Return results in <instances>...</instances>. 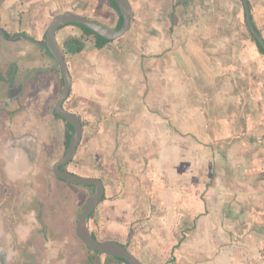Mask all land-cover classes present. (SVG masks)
Here are the masks:
<instances>
[{
	"label": "crops",
	"instance_id": "1",
	"mask_svg": "<svg viewBox=\"0 0 264 264\" xmlns=\"http://www.w3.org/2000/svg\"><path fill=\"white\" fill-rule=\"evenodd\" d=\"M74 1L0 0V26L41 39ZM249 1L264 37V0ZM185 3L132 1L127 34L74 55L81 94L99 108L87 118L123 166L105 213L136 222L146 264H264V55L237 33L235 0H204L193 17Z\"/></svg>",
	"mask_w": 264,
	"mask_h": 264
},
{
	"label": "flooded vegetation",
	"instance_id": "2",
	"mask_svg": "<svg viewBox=\"0 0 264 264\" xmlns=\"http://www.w3.org/2000/svg\"><path fill=\"white\" fill-rule=\"evenodd\" d=\"M88 8H92L94 10L92 12H97L94 7L88 6ZM106 9L108 11L115 10L110 13L114 17L112 21L117 19V22H110V25L117 28L121 13L112 6L110 0ZM83 14L90 17L85 11ZM90 18L107 25L109 22L96 14ZM170 18L167 20L169 22L167 30L173 32L177 26V19L173 15ZM133 22H137V19L132 11V24ZM67 26L70 25L58 28L57 37L71 71L68 56L70 54L78 55L83 49L76 53L66 51L64 41L67 36H81V32L80 34L71 32L60 38V32ZM47 28L42 38L38 39L25 30L9 31L0 26V264H129L119 256L93 250L85 243L89 248L86 251H83V247L78 248L74 244L77 239L83 243L76 234V224L85 203L94 191V185H81L62 179L56 176L53 170L55 162L67 150L74 127L72 129L69 125L71 123L55 110L56 103L64 89V78L61 67L55 66V58L51 52V55L49 54V48L40 43L45 39ZM15 38H20L17 45L13 44ZM88 40L85 41L86 46ZM91 41L95 46L94 40ZM21 42L22 44H20ZM26 42L33 46L29 47ZM8 50L21 51L20 56H13L7 53ZM2 52H5L3 56ZM25 56L29 58L26 63L22 61ZM34 58L35 60H32ZM45 61L46 63L43 64ZM28 62L30 65L24 67ZM71 74V91L64 99L63 107L79 116L83 132L74 157L60 167L81 174L70 168L86 132V122L83 117L67 106V101L73 92L72 71ZM45 77L48 79L46 80ZM51 117L59 118L65 125L64 150L59 158L54 159L52 158L56 136L51 133L52 126L48 124ZM99 165L97 167L101 169ZM104 186L105 194L87 221L92 234L100 240H105L106 237L99 238L97 232L89 226V222L96 223L97 221L95 211L107 196V185L104 183ZM83 187L89 188V193L83 194L81 191ZM24 194H27L28 200L24 202L23 206L22 196ZM30 197H32L33 204L28 206ZM75 202L80 204L72 231L70 216L67 217V214H71ZM51 221L54 223V228L56 226L58 230L53 229ZM110 237L109 239L124 244L137 256L139 254L132 244L135 242L136 247L139 248L140 244L144 242L142 235L141 240L135 239V229L130 226L125 234V240L117 236Z\"/></svg>",
	"mask_w": 264,
	"mask_h": 264
},
{
	"label": "rangeland",
	"instance_id": "3",
	"mask_svg": "<svg viewBox=\"0 0 264 264\" xmlns=\"http://www.w3.org/2000/svg\"><path fill=\"white\" fill-rule=\"evenodd\" d=\"M133 1H135V0H133ZM203 1L204 0H186V3L181 7V8H183L182 16H184L183 12H184V14H185V12L188 13L189 16H191V17L195 16V9H193V7L196 8L195 4L203 3ZM235 4H236V6H235L236 10H240L241 16L239 18L236 17L238 12L235 11L234 8L232 10H229L228 15L230 16L232 22H237V20L242 19L243 25H242V28L240 31L241 33L238 31H237V33L239 35L240 34L242 35L244 33L248 35V30H247L246 25H245V17H244L245 14H244L243 2L241 0H235ZM71 5H74L75 6L74 9L76 10V12H79L81 14H83V11H85L88 8V6L94 7L95 9H97V12H92V11L88 12L87 14L90 15V17H94L95 14H96V16H101L102 18L109 21V22H107L108 25H110V22L111 23L115 22L114 20L112 21V19L114 17L110 13L113 9L110 11H108V9H106L109 6V0H75L74 2L71 3ZM113 11L115 12V10H113ZM71 32L80 34L81 31L77 27L70 25V26L65 27L63 29V31L60 32L59 36L61 38V37H63V35H65L67 33H71ZM91 40H93V39H91ZM91 40H88L87 44H89V43L93 44V42ZM20 52L21 51L15 50L13 52L9 51L7 53H9L15 57H18V56H20ZM4 54H5V52H2V56ZM28 56H29V54H28ZM8 58H10V57H8ZM74 58H76V57H74V55L70 54L68 56L71 71H73V73H75V79L73 80L74 81L73 92L71 93V96H70L69 100L67 101V106L70 107L71 109L77 111L83 117V120L86 122V127H85L86 132H85V136L83 138V142L80 145L78 152H77L73 162L70 165V168L72 170H75V171L83 174V175L100 176L104 180V183L108 186L106 199L102 201V203L99 205V207L95 211L96 212V219H97L96 223L89 222V226L91 227V229L95 230L97 232L99 238H101V239L105 238V237H106V239H109V238H111L110 236H117L118 238L125 240V234L129 228V226H130V228H133L134 224L136 222L123 219L120 223L118 222V224L117 223L115 224L113 221L114 216L108 215L105 213V208L111 206V202H109V201L114 200L119 195V193H117L118 190H116L117 188L116 189H112V188H113V186L115 187V185L117 186V182L119 181L117 179H119V175L121 174L120 169L123 166L121 164H118L116 166L115 170H114V168L111 167L110 162L112 160H115V156L111 152V147H110V145L112 144V140L105 139V138H103V136H101L98 133V130H99V125H97L98 121H96L95 119L93 120V119L87 118V112L97 113L96 110H99V108H98L97 103H92L91 99H86L85 97H83V94H81L82 91L79 87L80 79L77 76L78 72H76L77 67L75 68ZM27 59H29V58H26V56H25V57H23L22 61H24V63H26V61H28ZM80 59L83 60L82 58H80ZM32 60H35V58ZM45 63H46V61L43 64H45ZM29 65H30V63L28 62L27 65L26 64L24 65V67L29 66ZM45 79L47 80L48 78L45 77ZM93 109H95V110L93 111ZM48 124L52 126L51 133L52 134L54 133V135L56 136V141L54 144L55 151H54V155H53L52 159L59 158L62 155V152L64 150V146H63L64 145L63 144L64 135H63V133L65 130V125H64V122L62 120H60L59 118H52V117L50 118V121H48ZM257 140H259V138L254 139V141H257ZM262 141H263V139H261V142ZM103 150H106L105 153ZM98 164H100L99 166H101V169H98V167H97ZM50 172H51V170H50ZM132 176H134V175H132ZM127 179L128 178L125 177L123 179L124 182ZM113 182L116 184L113 185L112 184ZM120 183H122V182L120 181L119 184ZM81 191H83V194H87V193H89V188L83 187V188H81ZM128 193H129V191H128V189H126V186H125L123 196H127ZM120 195H122V194H120ZM83 197H84V195H83ZM31 199H32V197L29 198L28 206L33 204V201H31ZM130 199H133V197H130ZM27 200H28V196H27V194H24L22 196L23 206H24V202H27ZM73 204H74L75 210L73 209L71 211V214H67V217L70 216L69 220L72 224V226H70L72 231L74 230V224H75L76 216H77V208H79L80 203L75 202ZM73 204H72V206H73ZM115 206H117V205H113V208ZM125 222H127V223H125ZM51 223L53 224V226H52L53 229L55 231L58 230L56 226L54 228V223L52 221H51ZM116 228H119V229H116ZM74 244L78 248L83 247V251H86L89 249L84 243H82L78 239H77V241L74 242ZM164 261L165 260H162L160 262L157 261L155 264H164L165 263Z\"/></svg>",
	"mask_w": 264,
	"mask_h": 264
},
{
	"label": "water",
	"instance_id": "4",
	"mask_svg": "<svg viewBox=\"0 0 264 264\" xmlns=\"http://www.w3.org/2000/svg\"><path fill=\"white\" fill-rule=\"evenodd\" d=\"M115 2L123 18V22L120 28L117 29L111 27L101 21L90 18L74 10L66 9L57 12L52 16L46 31L45 39L40 42L42 45H45L49 48L50 52L55 58V66L59 65L61 67L64 78V89L56 103L55 110L74 127V132L67 150L65 154L55 162L53 170L55 175L62 179H66L68 181L81 185H94V191L85 203L76 224V234L83 241V243H85L89 248L93 250L122 257L126 259L129 264H145L136 254L131 252L121 242L113 239L100 240L96 238L89 229L87 221L90 217V214L93 212L96 205L102 200L103 195L105 194V186L102 178L98 176L78 174L70 170H64L60 167V165L69 162L74 157L82 137L83 126L81 119L76 113L69 111L63 107V101L65 98H67L71 91L72 74L59 43L57 30L63 24L79 23L89 27L100 36L110 40L122 37L132 27L133 5L131 0H115ZM243 4L245 8L248 28L264 48V37L259 33L253 23L248 0H243Z\"/></svg>",
	"mask_w": 264,
	"mask_h": 264
},
{
	"label": "trees",
	"instance_id": "5",
	"mask_svg": "<svg viewBox=\"0 0 264 264\" xmlns=\"http://www.w3.org/2000/svg\"><path fill=\"white\" fill-rule=\"evenodd\" d=\"M112 6L120 13L119 8L115 2V0H110ZM243 2V0H241ZM249 2V8L251 10V3ZM252 19L253 16L251 15ZM123 22V18L120 14V19H119V23L117 25V28H120ZM253 23H254V19H253ZM66 25H75L77 26L80 30H81V36H73V35H69L67 36V38L64 41L65 44V48L67 49L66 51L69 53H76L81 51L82 49H84V47L86 46V40L87 38H93L94 40V44L97 48H103L105 47L109 42H111L112 40L104 38L102 36H100L99 34H97L95 31H93L92 29H90L89 27L83 25V24H79V23H68L65 24L63 26L60 27L63 28ZM245 25L246 28L248 30V35L249 37L256 43L258 50L264 55V48L262 47V45L259 43V41L254 37V35L252 34V32L249 30L248 28V24L245 20ZM259 31V33L262 35L261 31L259 29H257ZM49 51V50H48ZM49 54L51 55L50 51ZM70 127L73 129V126L71 124H69ZM120 259L124 260L127 262V260L123 259L120 257ZM128 263V262H127Z\"/></svg>",
	"mask_w": 264,
	"mask_h": 264
}]
</instances>
